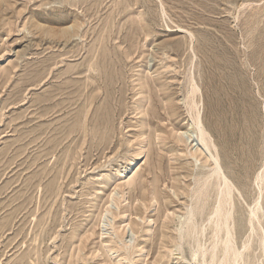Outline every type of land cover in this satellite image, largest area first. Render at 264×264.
<instances>
[{
	"label": "rangeland",
	"instance_id": "obj_1",
	"mask_svg": "<svg viewBox=\"0 0 264 264\" xmlns=\"http://www.w3.org/2000/svg\"><path fill=\"white\" fill-rule=\"evenodd\" d=\"M98 78L86 131L76 104L42 114ZM102 78L119 79L114 106ZM113 109L108 149L91 118ZM198 110L235 185L242 263L264 264V0H0V264H203L180 237L212 168Z\"/></svg>",
	"mask_w": 264,
	"mask_h": 264
},
{
	"label": "bare ground",
	"instance_id": "obj_2",
	"mask_svg": "<svg viewBox=\"0 0 264 264\" xmlns=\"http://www.w3.org/2000/svg\"><path fill=\"white\" fill-rule=\"evenodd\" d=\"M67 29H72V34L77 35L79 33L80 24L72 25V27ZM65 30L66 29H64V31ZM46 71L47 70L44 71L45 73L42 75V79L47 77L48 73ZM61 77L62 75L55 76L56 79H60ZM99 79L101 78H98L94 84L82 83L81 85H79L77 83L76 85V82H74L72 85L67 86V88L72 87L70 88L71 92H68L67 97L72 95L68 103H57L58 100H54L57 95L63 94L62 89L48 96H45L43 100L49 102L54 101V105L46 106V109L42 114L44 116L48 114L56 116L58 113L64 111L69 113L73 109L72 106L76 104L78 107H76L75 112H73L70 116L81 117L82 113L86 110L85 119L82 122V125L86 131L89 123L87 119L89 109H86V106H92L93 104H95L102 95L100 91L96 92L97 89H102V85ZM102 79L104 80L103 93H105V102L114 106V101L116 100L115 93L117 92L115 89V85L118 83L119 79H112L110 80V82L106 81V79L104 78ZM194 84L195 85L192 87L189 93L192 95L190 96L188 94L191 100L185 105L189 109L196 108L197 102L195 101V92L197 91L198 86L196 85V83ZM84 97L85 99H83ZM117 113L118 112H114L113 109L111 114H104L101 117H98L96 114L95 118H91V123L92 121L94 122L95 119H98L97 123L100 125V129L96 130L93 135L94 137L99 136L98 138H107L108 142H106V144L104 143L106 148L111 147L113 135H111L110 130L114 128V121ZM119 113L121 114L122 111H119ZM192 120H194V125H196L198 136L202 145H204V147L209 150L208 155L209 161L212 164V168L210 170L211 172L205 179L204 185L196 189L197 196L195 199V204L191 207L188 216L182 220L180 237L184 238L185 243L192 251V256L195 258L198 257V259L202 261L203 264H243L242 262H244L245 254L236 246V241L234 242L233 229L231 227V223H233L232 221H234V216L231 208L233 204V192L235 189V185L225 174L218 156L213 154L210 150V146L214 145V143L210 134L202 123L199 110L198 112L196 111V114L195 116H193ZM58 122L59 119L56 121V123ZM74 131L76 130L70 129L68 135L73 133ZM59 135H62V130H60V128H55L53 137H57ZM125 168L128 170L127 167ZM209 185H212V188L215 190L216 195L214 199L213 210L210 212L209 216V221L212 222L211 243L209 246H207L206 243H203L204 241L202 242L199 239V222L195 212L198 211L200 219H203V213L208 203V199H206L205 196L209 192ZM257 214L255 210H252L253 217H250L249 219L250 223L252 224L251 226L253 230L255 229L253 221L255 219H257L256 221L258 222L260 221ZM262 242L264 245V239H262ZM178 247L179 250L184 248L182 242L179 243ZM244 247L245 249H247L249 245H245Z\"/></svg>",
	"mask_w": 264,
	"mask_h": 264
}]
</instances>
